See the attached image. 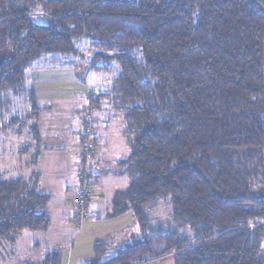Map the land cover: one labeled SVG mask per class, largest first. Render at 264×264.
<instances>
[{
  "label": "trees",
  "instance_id": "16d2710c",
  "mask_svg": "<svg viewBox=\"0 0 264 264\" xmlns=\"http://www.w3.org/2000/svg\"><path fill=\"white\" fill-rule=\"evenodd\" d=\"M0 32V94L20 93L34 60L68 62L83 37L95 48L90 70L114 72L89 99L124 120L130 153L115 171L130 179L112 213L130 211L138 233L109 258L94 244L81 264H264V0H0ZM95 177L82 171L80 185ZM37 185L38 176L0 175V243L49 226V195ZM161 199L169 221L148 213ZM61 255L22 264H62Z\"/></svg>",
  "mask_w": 264,
  "mask_h": 264
},
{
  "label": "rangeland",
  "instance_id": "374dc122",
  "mask_svg": "<svg viewBox=\"0 0 264 264\" xmlns=\"http://www.w3.org/2000/svg\"><path fill=\"white\" fill-rule=\"evenodd\" d=\"M35 13L42 14V9L37 8ZM33 18L37 23H44L39 15ZM2 33L0 43L3 42ZM75 47L76 53L66 56L68 62L62 61L65 64L49 62L43 57L34 60L26 70L21 92L0 94V175L3 179L21 176L33 181L38 176V189L49 195L46 209L50 215L45 230H22L13 245L7 239L2 240L0 264L38 263L48 252L56 250L61 251L62 264H81L89 260L94 244L104 236L108 239L106 248L119 247L120 243L114 242L115 233L134 220L130 211L120 215L112 213L114 191L126 189L130 179L126 171H115L116 162L130 153V146L121 133L124 120L104 100L96 107L89 99L92 91L97 93L110 86L114 72L90 70L89 59L95 48L86 38L78 40ZM5 57L6 52H0V60ZM32 90L39 108V143L33 139L32 117H25L31 111L28 95ZM19 120L26 123L21 125ZM92 137L94 150L83 163L85 144ZM82 171L97 176L91 178L87 186L92 190L91 200L101 205H90L89 212L94 216L83 219L78 228L73 220L74 197L81 188ZM148 213L153 220L169 221L170 205L161 199L148 209ZM61 217L59 223L57 219ZM123 232L121 244L130 241L138 227L135 225ZM261 255L264 259V242ZM110 256L109 253L107 258ZM165 259L147 264H172L170 257Z\"/></svg>",
  "mask_w": 264,
  "mask_h": 264
},
{
  "label": "built area",
  "instance_id": "2783aa9c",
  "mask_svg": "<svg viewBox=\"0 0 264 264\" xmlns=\"http://www.w3.org/2000/svg\"><path fill=\"white\" fill-rule=\"evenodd\" d=\"M83 173L85 172L83 171ZM83 177H85V174H83ZM90 197H91V189L88 188L85 182H83L81 189L75 198L76 211L74 213L73 220L76 226H78L83 219L89 216V213L87 212L86 209V204L90 201Z\"/></svg>",
  "mask_w": 264,
  "mask_h": 264
},
{
  "label": "crops",
  "instance_id": "0c3cea01",
  "mask_svg": "<svg viewBox=\"0 0 264 264\" xmlns=\"http://www.w3.org/2000/svg\"><path fill=\"white\" fill-rule=\"evenodd\" d=\"M39 153V152H38ZM64 191L65 192H67L68 190L66 189V188H64ZM116 191V190H115ZM114 191V192H115ZM92 204H95V205H97V206H99V204L100 203H98V202H93V201H91L90 202V204H89V207H90V205H92ZM101 205V204H100ZM62 207V206H61ZM63 210V209H62ZM62 215H63V211H62ZM89 215H90V218H92L91 216H94L93 214H92V212H89ZM121 217V216H120ZM55 218H60V217H55ZM134 218V217H133ZM58 221H59V223H61V221H62V217H61V219H57ZM136 225V223H135V221L133 220L130 224H129V226L127 225V227L128 228H130V227H134ZM61 226L62 227H64V228H66L67 229V227L65 226V224L64 225H62L61 224ZM81 226V225H80ZM125 228V229H123V227H121V229L119 230V231H117L115 234H116V236H115V238H114V242H117V244H119L120 243V246L119 247H121V233L124 231V230H127L128 228ZM75 232H76V230H75ZM124 233V232H123ZM138 233V232H137ZM131 234H129L128 236H130ZM136 235V234H135ZM133 236H131V238H132ZM130 238V239H131ZM129 239V240H130ZM107 241H108V239H107V237H105L104 236V238H101L100 239V242H98V243H103L104 245H105V248L106 247H108V244H107ZM128 241V240H127ZM126 242V241H125ZM125 242H123V243H125ZM96 244V243H95ZM116 248H118V247H116ZM116 248H114V249H116ZM114 249H109V248H106V250L107 251H109V253H113V251H114ZM92 256H93V249H92V254H91V256H89V258H87V259H90V258H92ZM85 261H87V260H85Z\"/></svg>",
  "mask_w": 264,
  "mask_h": 264
},
{
  "label": "bare ground",
  "instance_id": "6f19581e",
  "mask_svg": "<svg viewBox=\"0 0 264 264\" xmlns=\"http://www.w3.org/2000/svg\"><path fill=\"white\" fill-rule=\"evenodd\" d=\"M32 110H33V109H32ZM32 112H33V111H32ZM34 112H35V111H34ZM33 115H34V114H33ZM34 116H35V115H34ZM35 117H36V116H35ZM34 133H35V132H34ZM34 133H33V134H34ZM82 159H83V158H82ZM81 163H82V162H81Z\"/></svg>",
  "mask_w": 264,
  "mask_h": 264
}]
</instances>
